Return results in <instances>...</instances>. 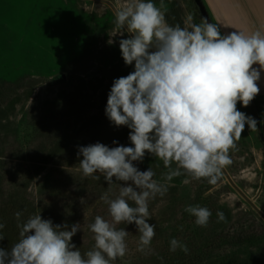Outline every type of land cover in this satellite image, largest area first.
Returning <instances> with one entry per match:
<instances>
[{"label":"rangeland","instance_id":"374dc122","mask_svg":"<svg viewBox=\"0 0 264 264\" xmlns=\"http://www.w3.org/2000/svg\"><path fill=\"white\" fill-rule=\"evenodd\" d=\"M112 1L118 8L130 2ZM154 2L159 6V0ZM165 4L169 24L183 27L189 14L195 23L202 22L194 0ZM114 19L112 9L96 0H0V223L5 224L0 245L9 250L19 239L17 211L23 212L22 220L41 213L56 224L79 222L73 243L82 254L94 246L88 226L95 216L111 219L100 200L109 186L103 176L82 175L77 146L97 141L112 146L113 140L129 144V130L110 126L104 114L113 79L131 71L120 56ZM110 38L116 43L109 45ZM237 108L254 117L251 103L245 108L238 102ZM229 155L226 167L264 210L260 129L249 131L246 125ZM138 167H151L158 181L167 171L150 156ZM185 179L190 182L184 184ZM170 183L164 197L149 202L148 222L156 225L150 250L137 251L135 225L121 223L117 228L129 232L128 251L114 264H264V220L223 173L215 185L186 176ZM111 188L119 193L118 184ZM197 204L212 213L207 227L195 225L184 211ZM217 211L224 213V221L218 222ZM232 235L240 239L232 242ZM173 238L187 244L189 253L170 252Z\"/></svg>","mask_w":264,"mask_h":264},{"label":"clouds","instance_id":"9594fccd","mask_svg":"<svg viewBox=\"0 0 264 264\" xmlns=\"http://www.w3.org/2000/svg\"><path fill=\"white\" fill-rule=\"evenodd\" d=\"M167 11L165 0L159 6L154 0H130L115 10L120 56L131 71L113 79L104 114L110 126L129 130V144L113 140L112 146L99 141L77 146L82 175L103 176L109 186L100 200L111 219L97 215L88 226L94 246L82 254L73 243L79 222L56 224L41 213L22 220L23 212L17 211L19 239L10 250L0 245V264H114L128 251L129 232L117 228L121 223L135 225L137 251L145 253L156 234V225L148 222L149 202L164 197L176 177L217 184L245 126L258 130L257 120L237 104L248 107L260 92L264 33H222L218 24L206 17L195 23L191 14L182 27L168 23ZM146 156L167 169L160 181L151 167L139 169ZM113 184H118V194L112 192ZM184 211L198 227H207L212 215L198 204ZM216 215L218 222L226 219L221 211ZM4 238L0 235V241ZM177 249L189 253L187 244L173 238L169 251Z\"/></svg>","mask_w":264,"mask_h":264},{"label":"crops","instance_id":"0c3cea01","mask_svg":"<svg viewBox=\"0 0 264 264\" xmlns=\"http://www.w3.org/2000/svg\"><path fill=\"white\" fill-rule=\"evenodd\" d=\"M204 3L222 33L240 31L250 35L257 30L264 33V0H204ZM258 86L256 98L264 133V73Z\"/></svg>","mask_w":264,"mask_h":264},{"label":"water","instance_id":"95a60500","mask_svg":"<svg viewBox=\"0 0 264 264\" xmlns=\"http://www.w3.org/2000/svg\"><path fill=\"white\" fill-rule=\"evenodd\" d=\"M107 4L115 14V10L118 6L112 0H96ZM203 17H206L210 22L212 18L203 2V0H195ZM222 173L224 174L227 181L230 185L235 189V191L251 206V208L264 220V210L252 199V197L236 182L230 171L227 167L222 169Z\"/></svg>","mask_w":264,"mask_h":264},{"label":"trees","instance_id":"16d2710c","mask_svg":"<svg viewBox=\"0 0 264 264\" xmlns=\"http://www.w3.org/2000/svg\"><path fill=\"white\" fill-rule=\"evenodd\" d=\"M195 1V0H194ZM203 2H204V0H203ZM197 4V3H196ZM205 4V3H204ZM206 6V5H205ZM197 7H198V5H197ZM206 8H207V6H206ZM198 9H199V7H198ZM207 10H208V8H207ZM199 12H200V14H201V16L203 17V15H202V13H201V11H200V9H199ZM208 12H209V10H208ZM209 14H210V12H209ZM210 16H211V18H212V21L215 23V21H214V19H213V17H212V15L210 14ZM204 18V17H203ZM251 105H252V110H253V116H254V118L257 120V122H258V124H257V127H258V130L260 129V134H261V139H262V142H263V144H264V133H263V131L261 130V128H260V123H261V117H260V114H259V111H258V102H257V98L255 97L251 102ZM33 177V176H32ZM3 196H4V194L0 191V207L3 205ZM6 208H8V207H6ZM14 212L12 211L10 214H13ZM12 216L11 215H9V218H11ZM250 229H248V231H249ZM247 231V232H248ZM247 236H249V234H247ZM231 240H233L232 242H237V239H240V236H239V238H237L235 235L233 236H231ZM249 238H250V236H249Z\"/></svg>","mask_w":264,"mask_h":264}]
</instances>
